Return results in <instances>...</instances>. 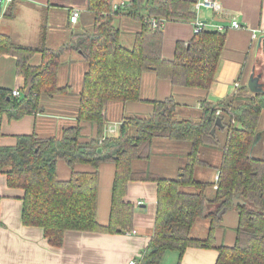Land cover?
<instances>
[{
	"label": "trees",
	"instance_id": "obj_1",
	"mask_svg": "<svg viewBox=\"0 0 264 264\" xmlns=\"http://www.w3.org/2000/svg\"><path fill=\"white\" fill-rule=\"evenodd\" d=\"M194 1L129 0L127 4L114 6L113 0H87V9L93 15L91 27L72 32L55 49L45 45L44 27L37 46L14 43L0 33V56H14L16 73L24 79L18 96L0 87V117L5 114L9 119H18L26 113H36L41 97L67 92L66 86L58 87L56 83L63 53L75 51L87 64L76 124L64 128L59 137L22 134L16 136L14 145H0V173L5 175L8 187L22 190V224L41 227L53 247L61 246L67 230L131 232L135 206L124 200L127 185L130 181L151 180L157 185L155 219L137 264H159L165 251L176 250L181 255L188 247L215 248L218 251L215 264H264V154L260 157L250 154L264 112V92L253 93L244 86L224 98L202 100L197 120L178 117V104L168 96L153 101V110L146 116H124L117 132L104 135L107 104L140 100L144 72L169 79L172 85L203 89L210 86L224 31L206 26L186 45L177 42L171 60L164 59L161 53L162 23L192 21ZM9 5L3 15L12 12ZM117 15L140 24L131 47L120 42L119 29L113 23ZM152 20L157 22L155 27ZM36 53L40 54V63L30 65ZM28 79L31 87L24 94ZM217 117L221 126L216 125ZM83 123L96 127L94 138L88 141L81 140ZM220 129L226 134L222 144L216 132ZM155 138L189 143L186 162L176 177L132 168L134 160L150 158ZM220 145L217 179L213 183L195 180V166L206 165L200 158V148ZM59 160L71 168L68 179L56 176ZM106 162L113 163L115 171L108 222L101 224L96 213L97 170ZM80 165H88L90 169H77ZM208 189L213 192L208 194ZM236 194L242 203H234ZM210 204L215 206L214 210H208ZM229 209L238 215L234 243L215 245L214 230ZM199 218L209 222L205 238L190 236Z\"/></svg>",
	"mask_w": 264,
	"mask_h": 264
},
{
	"label": "crops",
	"instance_id": "obj_2",
	"mask_svg": "<svg viewBox=\"0 0 264 264\" xmlns=\"http://www.w3.org/2000/svg\"><path fill=\"white\" fill-rule=\"evenodd\" d=\"M12 1V0H11ZM129 0H113L119 6ZM222 12L218 21L228 26V20L236 18L241 29L224 30V43L217 61L214 78L207 89L172 85L169 79L160 78L151 71L141 76L140 100L110 101L106 106V119L109 125L120 123L124 116H146L153 110V101L172 96L178 104V117L197 120L202 100H218L231 92L246 86V76L250 75L259 56L254 53V44L264 41V0H217ZM2 6L0 12V33L9 36L17 44L37 46L41 41L44 27L45 45L57 48L66 42L72 32L89 29L93 15L87 9V0H13ZM12 8L9 15L4 10ZM73 9L79 11L74 23L69 21ZM43 12V14H42ZM42 19V21H41ZM200 19L212 24L214 17L208 10H202ZM114 25L119 29L120 42L131 47L135 32L140 28L139 22L122 16H114ZM192 21H166L162 25V57L171 60L177 42L185 45L194 35ZM257 33L252 39L251 33ZM40 54L36 53L29 61L30 65L40 63ZM250 65H252V68ZM87 69L86 62L75 51L65 52L60 57L56 83L58 87L66 86L67 92L43 101L40 98V110L26 113L18 119H9L5 114L0 117V145L12 146L16 136L35 133L40 137H59L64 128L76 124L79 92L82 77ZM249 70V73H248ZM264 73V71H262ZM238 87H234V83ZM264 88V81L261 80ZM24 79L16 73V59L11 55L0 56V87L22 91ZM247 87V86H246ZM46 97V96H45ZM221 124V121H220ZM107 127L104 134H107ZM117 131V129H116ZM115 131V132H116ZM114 132V133H115ZM219 144L225 140L223 129L216 130ZM96 127L83 123L81 140L94 138ZM255 140L257 157L264 154V123L258 129ZM255 142V141H254ZM190 145L184 141L155 138L152 141V153L148 160H134V170L149 171L168 178L176 177L186 162ZM200 158L206 165L194 168V178L201 182L213 183L219 172L221 145L219 147L203 146ZM89 170L88 165L76 167ZM115 167L111 162L98 166V184L96 198L97 220L106 224L109 218L111 187ZM71 168L64 160L56 165V176L68 179ZM157 185L151 180L130 181L124 200L132 203L135 210L132 216L134 232L104 233L67 230L59 247L47 242L43 230L38 226L22 224L21 208L22 190L6 185V177L0 173V264H128L136 260L146 247L152 234L156 210ZM209 190V191H208ZM207 193L211 194L212 189ZM210 206V210H214ZM201 220V221H199ZM201 222V223H199ZM238 223L237 212L225 211L221 222L214 230L215 245H232L236 236ZM207 219H197L192 226L190 236L205 238L208 232ZM218 251L215 248L188 247L181 255L176 250H167L159 264H215Z\"/></svg>",
	"mask_w": 264,
	"mask_h": 264
},
{
	"label": "built area",
	"instance_id": "obj_3",
	"mask_svg": "<svg viewBox=\"0 0 264 264\" xmlns=\"http://www.w3.org/2000/svg\"><path fill=\"white\" fill-rule=\"evenodd\" d=\"M8 2H11V0H4V4L6 5ZM192 10L195 13V17L192 20V24H193V29H194V34H197L199 32H201L204 27H209L211 29H215L218 31H224L227 28H233V29H241L242 25L239 23V21L236 18H231L230 20H228V26H224L223 24L219 23L216 18L220 17V13L222 12L220 4L218 3L217 0H195L192 4ZM202 10H208L212 13V16L214 17V20L212 24H207V22H204L203 20L200 19V13ZM79 16V11L76 9H73L71 12V15L69 17V21L71 23H74L76 21V19ZM163 24V23H162ZM152 25L155 27L157 25V22H155V20H152ZM257 33L255 31H253L251 33V37L252 39L256 38ZM234 87H238V83L235 82L234 83ZM11 94L13 96H18L19 95V91L18 90H12ZM119 123H115L113 125H109L107 126V132L108 133H114L117 129ZM217 179V177H216ZM215 179V180H216ZM215 188V186H214ZM131 232H134L133 230ZM128 264H137L136 260L132 259L128 262Z\"/></svg>",
	"mask_w": 264,
	"mask_h": 264
},
{
	"label": "rangeland",
	"instance_id": "obj_4",
	"mask_svg": "<svg viewBox=\"0 0 264 264\" xmlns=\"http://www.w3.org/2000/svg\"><path fill=\"white\" fill-rule=\"evenodd\" d=\"M128 3V1H126L125 3H123V4H127ZM122 5V4H121ZM121 7H124V6H121ZM91 13V12H90ZM42 14H43V12H42ZM91 15H92V13H91ZM122 17H126V16H122ZM126 18H128V17H126ZM130 19V18H129ZM41 21H42V19H41ZM116 25V24H115ZM254 53H255V50H257V52H258V56H259V59H258V61H257V63H255L254 65H253V68L255 67L256 69H254V71H255V73H261L262 74V77H261V80H263L264 81V73H262V71H264V41L261 43V45H260V47H258V44H254ZM251 67H249V70H250V68H252V65H250ZM249 70H248V73H249ZM248 78H249V76L247 75L246 76V80L248 81ZM247 83V82H246ZM42 99H43V101H45V100H47V99H49L48 97H45V96H43L42 97ZM107 118V117H106ZM264 123V112H263V114H262V116H261V119H260V121H259V124H258V129H261V126H262V124ZM119 125V124H118ZM107 126H109V124H108V121L106 122V124H105V126H104V128H106ZM117 130H118V126H117ZM107 131V130H106ZM117 132V131H116ZM110 134H114V133H108L107 132V134H104V135H110ZM218 138H220V137H218ZM256 143H257V141L255 140V142H254V144H253V146H252V149H251V151H250V154L252 155V156H255V157H257L258 155H257V153H256V151L258 150L257 148H256ZM209 191V190H208ZM210 194V193H209ZM210 206H213V205H208V210H210ZM215 207H213V209H214ZM199 219H204V218H199ZM199 221H201V220H199ZM199 223H201V222H199Z\"/></svg>",
	"mask_w": 264,
	"mask_h": 264
},
{
	"label": "water",
	"instance_id": "obj_5",
	"mask_svg": "<svg viewBox=\"0 0 264 264\" xmlns=\"http://www.w3.org/2000/svg\"><path fill=\"white\" fill-rule=\"evenodd\" d=\"M4 5V0H0V12L2 10V6ZM217 21H222V19L220 18H216ZM260 40H261V37L258 38V46L260 44ZM261 77H262V74L261 73H255V71L253 70L252 73L249 75V78H248V81L246 83V86L248 88V90L250 92H253V93H259V92H264V88H263V84L261 82ZM30 80L31 79H28L27 81V85L25 87V90H24V94H27L30 87H31V83H30ZM216 125L217 126H221L220 124V118L217 117L216 118ZM211 133H214V128L211 129ZM242 203L243 201L239 198V195L236 194V197L234 199V203Z\"/></svg>",
	"mask_w": 264,
	"mask_h": 264
}]
</instances>
